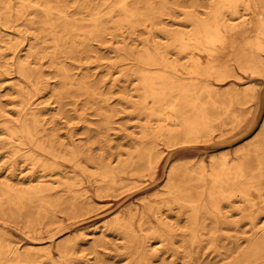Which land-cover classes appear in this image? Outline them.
Masks as SVG:
<instances>
[{
  "label": "rangeland",
  "instance_id": "obj_1",
  "mask_svg": "<svg viewBox=\"0 0 264 264\" xmlns=\"http://www.w3.org/2000/svg\"><path fill=\"white\" fill-rule=\"evenodd\" d=\"M64 2L75 30L60 33L66 40L61 47L48 31L0 23V195L9 190L31 195L30 185L41 180L47 181L52 193L60 194L68 181L79 201L75 209L65 201L37 213L39 201L34 198L27 203L30 216L15 207L12 215L0 216V240L6 237L15 248L10 264H17L18 257L21 264H232L247 245L251 225L264 223V181L261 189L249 191L247 203L257 204L251 207L252 214L242 210L248 205L238 196L219 201L228 219L224 223L220 217L217 221L208 205L187 215L162 200L169 185L166 173L173 165L182 172L183 185L206 196L209 159L215 157V167H220L221 155L235 156V149L257 130L264 111V83L261 88V82L249 75L238 82L255 81L260 88L250 109H245L247 118L233 132L224 133L231 125L226 118L221 132H205L185 143L159 137L154 174L143 170L137 181L111 183L109 171L120 169L118 160L125 157L132 142L143 134L151 137L162 122L153 104L156 101L144 95L145 67L140 60L146 51L153 53L161 45L174 56L169 31L175 28V14L189 8L188 1ZM85 5L99 7L97 16L105 30L82 43L83 33L96 17L88 14ZM227 52L228 48L223 59ZM19 63L27 75L20 72ZM234 70L239 72L237 67ZM231 81L216 87L222 92ZM209 82L217 83L212 77ZM31 113L37 118L39 136L50 138L59 156L76 149L83 170L74 171L67 160H54L26 140L18 131L19 122L28 118L31 123ZM255 162L252 152L249 166ZM105 173L108 176L102 177ZM149 203L156 205L155 214L146 212ZM194 216L205 228L196 233L190 246ZM156 217H163L169 230ZM182 233L186 236L180 243ZM139 244L146 250L144 255L137 251ZM29 257L31 261L24 260Z\"/></svg>",
  "mask_w": 264,
  "mask_h": 264
},
{
  "label": "bare ground",
  "instance_id": "obj_2",
  "mask_svg": "<svg viewBox=\"0 0 264 264\" xmlns=\"http://www.w3.org/2000/svg\"><path fill=\"white\" fill-rule=\"evenodd\" d=\"M187 1L189 8L175 14L174 17L177 18L173 20L175 28L169 31L170 46L175 49L174 56L170 57L167 47L161 45L154 49L153 53L146 51L145 56L140 60L145 67L142 71L144 95L156 101L153 104L156 105L162 122L152 130L151 137L143 134L132 142L133 146L126 152L125 157L118 160L120 169L117 172L109 171L111 183L119 184L125 179L137 181L143 170H147L150 175L154 174L159 163V156L155 154V143L159 137L174 143H185L205 132L209 133L215 129L221 132L226 118L230 120L231 125L224 133L233 132L247 118L250 104L260 88V84L255 81L242 84L238 82H241L243 75H249L257 78L262 88L264 0ZM83 8H86L89 15H96L83 33L82 43H85L91 36H101L105 26L97 16L100 12L99 7L92 8L85 5ZM67 17L68 10L64 0H0L1 24L8 28L21 25L48 31L59 47L66 43L60 33L75 30V24ZM227 48L228 57L223 59L221 55ZM149 66L154 68L150 70ZM235 67L240 73L234 70ZM19 70L26 75L28 73L22 63H19ZM211 77L217 83H210ZM231 78L229 86L220 92L216 85ZM259 100L260 92L255 113ZM246 108L248 110H245ZM149 112L151 113L152 110L150 109ZM31 115V123L26 120L28 118L19 122L18 131L23 133L26 140L36 150L49 155L54 160L59 157L67 160L74 171L76 168L83 170L78 151L70 149L67 154L57 155L50 138L45 140L39 136L37 118L35 114L31 113ZM247 140V143L235 149V156L229 158L226 153L222 154L220 167H215V157L209 159L206 196L203 194L201 196L190 187L183 185L182 172L170 165L166 173L169 185L164 190L165 196L162 200L176 205L179 212L187 215L189 213L195 215L206 209L208 205L210 212L217 217V221L220 217L221 221L226 223L227 215L221 211L219 201L221 199L230 201L238 196L243 201L242 204H247L249 207H243L242 210L245 213H254L251 207L257 204H248L247 199L250 196V189H261L264 181V111L257 130ZM252 152L256 162L251 167L248 159ZM74 174L76 177L77 173ZM107 176L108 173L102 175V177ZM174 178L179 183H176V180L173 182ZM65 184V189L60 194L52 193V187L46 180L30 185L31 195L26 191L14 193L9 190L0 195V216L3 217L8 213L12 215L14 207L17 210L25 209V214L30 216L31 211L27 203L35 199L39 201L37 213L45 210L47 206L65 201L75 209L79 204L78 196L68 181ZM229 206L233 207V202ZM156 211L155 204L146 205V212L155 214ZM156 218L169 230V225L163 217ZM204 228L205 226L199 225L194 216L188 241L190 246L197 238L196 233ZM250 230L245 249L232 264L244 262L264 264V223L260 225L253 223ZM179 236L181 243V239L183 240L186 234L182 233ZM4 240L7 241L3 244ZM3 241L0 240V264H10L9 255L15 251V248L6 237ZM137 251L141 255L146 252L141 244L137 245ZM188 253L191 260V250ZM24 260L31 261V257ZM22 261L19 257L16 260L17 264H21Z\"/></svg>",
  "mask_w": 264,
  "mask_h": 264
}]
</instances>
